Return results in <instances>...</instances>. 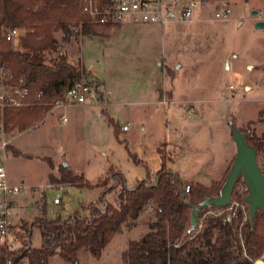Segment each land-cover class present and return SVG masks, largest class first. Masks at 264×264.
Returning <instances> with one entry per match:
<instances>
[{"label": "rangeland", "instance_id": "1", "mask_svg": "<svg viewBox=\"0 0 264 264\" xmlns=\"http://www.w3.org/2000/svg\"><path fill=\"white\" fill-rule=\"evenodd\" d=\"M190 2L196 6L193 22L186 24L115 26L94 38L74 29L63 51L71 64L82 62L90 79L97 78L111 94L106 107L68 108L66 122L47 111L25 131L6 130L12 138L5 161L8 183L23 188L11 210L19 227L29 226L38 214L66 220L86 215L85 207L99 204L106 187L51 183L50 174L60 177L63 158L67 169L83 174L90 185L114 170L132 188L160 169L158 149H163L166 168L183 183L218 189L236 153L229 121L264 137V28L254 27L255 21L264 20V0H184L185 5ZM225 6L230 9L228 19L214 20ZM253 10L259 15H252ZM56 38L60 40V33ZM124 125L129 126L125 132ZM50 183L53 189L46 188ZM120 190L106 193L105 201L117 205ZM57 195L59 205L52 202ZM226 213L222 208L198 213L189 238L202 233L211 218H225ZM154 215L147 207L135 227L105 229L98 252L80 249L78 264H122L128 242L144 237ZM187 216L184 231L191 226L190 212ZM29 237L32 247L41 246L38 228L33 227ZM50 263L64 262L54 256Z\"/></svg>", "mask_w": 264, "mask_h": 264}, {"label": "trees", "instance_id": "2", "mask_svg": "<svg viewBox=\"0 0 264 264\" xmlns=\"http://www.w3.org/2000/svg\"><path fill=\"white\" fill-rule=\"evenodd\" d=\"M0 26L27 30L24 37L17 41L3 42L1 59L16 77L28 83L30 91L42 92L33 106L0 110V120L8 131L12 128L25 131L49 111L52 103L74 82L94 83L82 62L70 63L63 46L70 42L76 27L79 34L86 37L111 29L110 25L88 22L81 13L80 0H0ZM57 33H60V40L56 38ZM46 53H53L55 57L48 59ZM114 127L118 131L115 124ZM246 140L256 149L257 155H264L263 136L250 134ZM158 152L161 154L160 169L152 178L146 177L132 188L125 186V178L120 171L111 170L110 176L90 185L83 174L75 175L61 164L59 178L49 175L51 183L106 189L99 204L85 207L86 215L59 220L38 214L29 226L21 225L27 239L20 256L27 257L28 264H51L50 258L54 256H58L63 264H78L80 249L98 252L105 229L115 232L131 229L137 225L143 211L152 207L155 220L148 223L149 230L144 237L128 242L122 253V264H253L244 253L254 260L264 252V212L257 211L252 224L249 219L243 222L240 209L229 222L224 221V217L211 218L202 233L189 238L183 229L188 220L187 214L191 213L188 202L197 204L204 196L213 195L217 188L213 185L215 191L211 193L212 188L191 183V190L187 193L188 183H183L176 172L166 168L164 150L158 149ZM110 181L115 183L106 186ZM117 187L121 188L119 203L106 202V193ZM239 187L241 192H237ZM182 192L185 193L184 200ZM245 194V185L238 182L231 199L243 201ZM211 208L220 209L208 207L198 213ZM33 227L38 228L42 238L38 248L30 243L29 235ZM179 238L183 241L177 245ZM5 257L4 250L0 249V263Z\"/></svg>", "mask_w": 264, "mask_h": 264}, {"label": "built area", "instance_id": "3", "mask_svg": "<svg viewBox=\"0 0 264 264\" xmlns=\"http://www.w3.org/2000/svg\"><path fill=\"white\" fill-rule=\"evenodd\" d=\"M195 6L194 2L185 5L184 0H80L81 13L88 22L102 26L110 25L111 27L122 23L161 26L171 22L186 24L193 22L192 13ZM169 13H171L170 16ZM229 14L230 9L225 6L214 14V20H227ZM26 32L25 28L0 26V110L2 112L10 108L33 106L42 95V92L33 93L30 91L28 83L23 78L16 77L10 66L1 59L3 42L17 41L24 37ZM110 94L109 90L106 91L95 83L76 81L66 89L59 99L52 103L49 113L57 112L58 121L66 122L68 108L91 104L106 107ZM164 102H166V98ZM128 129V125L121 128L123 132ZM11 139L3 120H0V249L4 250L6 254L4 262L0 264H28L27 257L19 254L20 250L25 247L27 237L11 218V210L16 206L14 197L23 191L20 185L8 183L5 161L7 149L12 142ZM13 144L15 145V143ZM257 162L264 174V155H257ZM53 185L47 184L46 188L53 189ZM52 202L59 205L61 203L60 196L54 197ZM224 209L227 210L224 221L229 222L231 216H234L238 209L243 215V222L249 219L248 205L244 199L243 201L232 200L228 206L222 208V210ZM244 256L253 264H264V252L254 260L249 258L246 253Z\"/></svg>", "mask_w": 264, "mask_h": 264}, {"label": "water", "instance_id": "4", "mask_svg": "<svg viewBox=\"0 0 264 264\" xmlns=\"http://www.w3.org/2000/svg\"><path fill=\"white\" fill-rule=\"evenodd\" d=\"M252 15L258 16L259 12L253 10ZM171 13H169V16ZM255 29L264 28V20H257L254 24ZM229 126L235 143L236 153L230 163L222 184L213 195L204 196L197 204L189 203L191 208V226L186 231L189 235L197 226V214L200 210L208 207L224 208L231 202L232 192L238 182L245 185L246 194L243 199L248 205L249 221L252 224L257 211L264 212V174L257 162L256 149L247 142L249 130L241 131L233 119L229 121ZM62 166L68 167V163L63 158ZM187 193L191 190V185L187 184ZM184 192L182 199L184 200Z\"/></svg>", "mask_w": 264, "mask_h": 264}, {"label": "crops", "instance_id": "5", "mask_svg": "<svg viewBox=\"0 0 264 264\" xmlns=\"http://www.w3.org/2000/svg\"><path fill=\"white\" fill-rule=\"evenodd\" d=\"M132 26V25H135V24H131V23H122V24H119V25H117L116 27H119V28H122V27H127V26ZM154 25H157V24H154ZM154 25H152V26H154ZM114 28H115V26L114 27H111V29L112 30H114ZM91 37V36H90ZM95 36H92V38H94ZM160 62V61H159ZM159 64L160 63H158V66H159ZM94 81H96L95 82V84L96 85H98V86H103V84L99 81V80H97V78H95V77H93L92 78ZM79 106H84V105H79ZM103 112H107V110L105 109V110H103ZM127 131V130H126Z\"/></svg>", "mask_w": 264, "mask_h": 264}]
</instances>
